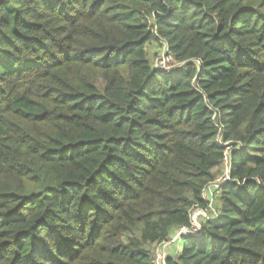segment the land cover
Wrapping results in <instances>:
<instances>
[{
	"label": "trees",
	"instance_id": "obj_1",
	"mask_svg": "<svg viewBox=\"0 0 264 264\" xmlns=\"http://www.w3.org/2000/svg\"><path fill=\"white\" fill-rule=\"evenodd\" d=\"M0 53L33 62L0 72V264H157L180 229L163 264H264V0H0Z\"/></svg>",
	"mask_w": 264,
	"mask_h": 264
},
{
	"label": "rangeland",
	"instance_id": "obj_2",
	"mask_svg": "<svg viewBox=\"0 0 264 264\" xmlns=\"http://www.w3.org/2000/svg\"><path fill=\"white\" fill-rule=\"evenodd\" d=\"M149 51V55H150V60L153 64V67L159 71H162L164 69H169L171 64L170 62L167 61V59L164 57V50L162 48V46H158V45H152L148 48ZM26 65H33V62L30 61H13L10 60L7 56H2L0 53V72H5L8 70H13V71H18L22 68H24ZM227 169V162H225L223 164V169H222V173L226 172ZM218 178L215 180V183L213 185L210 186V188H208L205 191V194L207 193V191L209 192V195L207 193V197L208 196H212L215 191L212 192V187L215 188V186L221 182L224 178H226L227 176L225 175H221L219 174V176H217ZM210 215L204 211L201 210H196L193 211L192 215H191V222H192V231H189L190 235H195V232L198 231V229L200 228L199 225V221L201 218H208ZM179 231H175L172 233V237L170 239V242L163 244V245H159V246H151L150 247V251H151V256L152 259L154 261H156L157 264H163V260L165 259V257L172 253L173 251L175 252L177 250V243L175 242L176 237L178 236Z\"/></svg>",
	"mask_w": 264,
	"mask_h": 264
},
{
	"label": "built area",
	"instance_id": "obj_3",
	"mask_svg": "<svg viewBox=\"0 0 264 264\" xmlns=\"http://www.w3.org/2000/svg\"><path fill=\"white\" fill-rule=\"evenodd\" d=\"M227 178H228V177L224 178L222 181L226 180ZM215 187H216V186H215ZM185 231H186V230H184V229H180L178 235H179L181 232H184V233H185ZM198 233H199V229H198L197 232H195V235H194V236L198 235ZM177 237H178V236H177ZM177 237H176V239H177ZM176 239H175V240H176Z\"/></svg>",
	"mask_w": 264,
	"mask_h": 264
}]
</instances>
